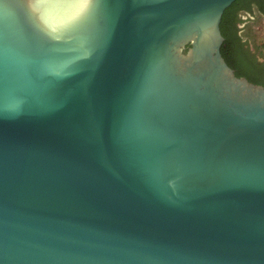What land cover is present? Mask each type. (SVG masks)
<instances>
[{"label":"water","instance_id":"obj_1","mask_svg":"<svg viewBox=\"0 0 264 264\" xmlns=\"http://www.w3.org/2000/svg\"><path fill=\"white\" fill-rule=\"evenodd\" d=\"M236 1L0 0V264H264Z\"/></svg>","mask_w":264,"mask_h":264},{"label":"flooded vegetation","instance_id":"obj_2","mask_svg":"<svg viewBox=\"0 0 264 264\" xmlns=\"http://www.w3.org/2000/svg\"><path fill=\"white\" fill-rule=\"evenodd\" d=\"M259 7H264V0H243L239 4L238 9L229 15L226 27L228 30V39L232 41L230 49L235 48L238 56L240 58L242 57V71L244 70L243 72L250 78L264 82V55L261 53L259 47H254L250 40L245 38L248 24L257 17L264 18V11H261ZM224 43L225 38L223 44ZM222 46L221 54L228 64V61L223 55ZM227 54L229 55V52ZM233 70L236 74L237 70ZM241 78L247 79L245 76Z\"/></svg>","mask_w":264,"mask_h":264},{"label":"trees","instance_id":"obj_3","mask_svg":"<svg viewBox=\"0 0 264 264\" xmlns=\"http://www.w3.org/2000/svg\"><path fill=\"white\" fill-rule=\"evenodd\" d=\"M243 0H237L235 3H233L224 13L223 18H222V22H221V32L223 37L225 38V43L222 46V52L224 57L226 58V60L228 61V65L237 70L236 71V75L237 77H246L249 82L255 84V85H263L264 82L259 81V80H254L253 78H250L245 72L242 71L243 66H242V57L240 58L238 56L237 51L235 50V48L230 49V45L232 43V41L230 39H228V30L226 27V23L228 20V17L230 14H232L236 9H238L239 4L242 2ZM261 9V11H264V7H259ZM261 53L264 55V41L262 42V44L259 47ZM229 52V55L227 54ZM231 56V57H230ZM264 86V85H263Z\"/></svg>","mask_w":264,"mask_h":264},{"label":"rangeland","instance_id":"obj_4","mask_svg":"<svg viewBox=\"0 0 264 264\" xmlns=\"http://www.w3.org/2000/svg\"><path fill=\"white\" fill-rule=\"evenodd\" d=\"M245 38H248L254 47H260L264 41V18L257 17L248 24Z\"/></svg>","mask_w":264,"mask_h":264}]
</instances>
